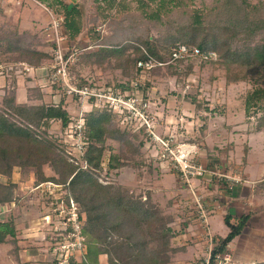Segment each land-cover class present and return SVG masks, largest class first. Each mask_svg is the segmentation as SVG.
Here are the masks:
<instances>
[{
  "label": "trees",
  "instance_id": "16d2710c",
  "mask_svg": "<svg viewBox=\"0 0 264 264\" xmlns=\"http://www.w3.org/2000/svg\"><path fill=\"white\" fill-rule=\"evenodd\" d=\"M137 2L135 11L125 0H94L96 9L86 8L88 16L84 25L78 1L67 3L66 0H57L54 1L55 6L51 5L65 15L63 26L71 49L78 46L85 32L91 36L89 44L96 47L80 53L79 60L70 65L74 72L78 71L83 82L87 79L79 71L81 61L121 68L128 78L106 84L123 90L131 89L132 79L140 76L142 71L138 60L148 55L166 62L150 70L155 73L175 74L178 64L194 58L203 64L219 62L226 68L228 83L250 77L264 79V0ZM98 25L104 26L103 29ZM45 39L42 41L36 32L0 27V43L5 45L9 59L42 65L52 54L50 49H40L38 44L44 42L46 47L54 43ZM179 43L199 46L205 51L215 50L216 55L209 59L193 56L173 60V50ZM192 65L189 62L188 71L192 70ZM189 74L184 73L187 76L185 81ZM12 76L4 103L6 109L13 113L0 110V174L11 177L17 167L23 170L34 168L37 184L47 180L63 184L67 189L66 198L73 197L87 218L82 231L86 242L82 264H102L105 255L106 264H172L171 256L186 250L185 245L174 244V218L152 200L151 191L144 199L142 191L135 192L122 184H104L92 172L59 152L56 144L46 136V131L41 137L39 130L44 126L47 129L54 119L61 120L63 128L68 127L70 121L77 120L66 107L68 95L63 90L56 93L60 96L57 102H45L43 86L36 80L35 85L29 83L27 87L28 101H18L20 85L16 77L19 75L14 72ZM146 90V81L141 80L138 91H143L144 97L148 98ZM36 99L38 101L34 102ZM195 101L200 118H203L202 110H212L210 101ZM245 103L248 122L254 125V130L264 129V84L258 83L249 90ZM12 114L23 122L16 121ZM252 115L254 119H251ZM84 117L81 127L85 141L83 161L101 168L107 139L113 138L119 141L120 150L111 154L110 167L144 165L141 154L145 138L140 137V132L121 128L114 112L106 106H94L86 111ZM46 166L53 173H48ZM15 187L13 181L0 180L1 207L14 200ZM0 211L5 213L0 216L1 245L10 238L17 240L19 229L12 212ZM248 217L249 214H245L238 222H232L227 215L231 230L227 236L218 237L215 249H225L226 244L241 232ZM71 260L74 261L73 255ZM200 260L203 264L204 258ZM186 264L194 262L188 260ZM254 264H264V261H255Z\"/></svg>",
  "mask_w": 264,
  "mask_h": 264
},
{
  "label": "rangeland",
  "instance_id": "374dc122",
  "mask_svg": "<svg viewBox=\"0 0 264 264\" xmlns=\"http://www.w3.org/2000/svg\"><path fill=\"white\" fill-rule=\"evenodd\" d=\"M42 1L52 7L51 5L54 4L55 6L54 1L56 2L57 0ZM66 1L67 3H72L74 1L80 3V7L83 11V25L88 16L85 12L86 8L96 9L94 0ZM125 1L130 6V9L136 11L138 7L137 0ZM197 2L199 3L201 0H197ZM102 17L100 19H103ZM50 20L51 18L45 6L36 0H0V27H4L6 30L18 28L19 30L36 32L39 33L42 41L45 38L49 41V37L52 36V34H48L50 33V31L48 32ZM103 25L105 24L103 23ZM103 27L102 25H98L100 29H103ZM90 39L91 36L85 32L77 46L79 54L83 51L96 48L92 44H89L91 43ZM64 42L66 44V40ZM50 44H48L49 46H46V48L43 42V44L39 43L38 47L40 49H50L51 51L52 45ZM79 54L78 57H80ZM9 55L10 54L5 50V45L0 43V110H4L5 112H10L8 108L6 109L4 103L7 87L14 78L10 72H15L13 68L9 69V64L18 61L30 63L21 59H9ZM46 61H50V58ZM189 62L193 64L191 71H188ZM80 65L79 71L82 73L81 76L88 77L99 83H107L108 81L120 82L128 78V76L123 74L121 68H112L103 65L102 67L96 64L91 65L84 61H81ZM177 69L178 72L175 74L146 71L143 73V76L140 75L144 78L142 81H146V91L150 100L149 110L157 114V117L160 118L161 123L157 124V129L160 133H165L169 127L173 128V130L174 127H178L174 130L175 134L181 139L187 138L190 140L189 137L200 139L205 133L209 136L216 137V134L218 135L220 131H222V135H220L221 138H214V146L210 149V152L216 155L221 154V152L219 148H215V145H219L218 143L221 141H224L222 142L223 144L227 143L228 139L226 134H231L232 132L233 128H228L229 125L235 126L242 124L243 126L241 127H244L243 129L236 128L234 131L239 130L243 133L249 132V129H254V125L248 122L245 98L248 91L255 87V85L258 83L264 84L263 78L254 79L250 77L239 82L228 83L226 68L220 65L219 62H207L203 64L198 59L194 58L190 61L188 60L178 64ZM77 72L75 73L79 75ZM186 72L190 74L188 75L189 79L185 81L184 78L187 76H185L184 73ZM37 75L39 78L44 77V70L38 69ZM16 78L18 85H20L17 89V100L28 101L27 87L29 83L35 85V81H33L32 78L28 79V77L20 75ZM42 80L43 79L40 78V81ZM187 84H189V86H187ZM42 86L44 101L49 103L52 101L57 102L60 97L56 94L57 92H52L50 85L44 84ZM139 92L141 96H144L143 91ZM194 97L196 100L200 99L204 102L210 101L209 106L212 110H202L201 113H203V118L198 116ZM33 101L37 102L38 100L36 99ZM66 107L72 117L76 119L80 118L81 120L85 119L84 115L86 111L93 108L92 104L87 103L86 99L72 96H67ZM11 113L13 112H10V114ZM171 114L172 116H170ZM12 117L20 123L23 122L18 118L19 116L16 117L15 114H12ZM177 117L179 120H176ZM254 118L255 116L252 115L251 119ZM182 124L185 130L184 133L181 132V129H183ZM119 125L121 128L129 130L124 128L120 121ZM68 129V127L63 128L61 120L54 119L50 122V125L47 126V129H45L44 126L38 133L42 137L46 131V136L56 144V149L72 161V155L67 151V146L69 148H76L75 142L77 140L74 136L70 135L73 133V128ZM253 133L254 134L248 135V137L255 139V145L251 150L252 158L254 159L264 154V131ZM67 134H69V136ZM241 136H243V140L246 139L244 135ZM140 137H142V134ZM245 143L246 141H242V144L245 145ZM106 144L108 146L104 151L101 162L102 167L99 171L96 172L92 170L95 166L90 164L89 167H85L86 163H83L82 157L83 152L79 153L77 148L75 151L80 155V159L76 157L75 159L77 161L72 162L92 172L98 180L104 184H122L135 192L142 191L144 199L147 198L148 192L151 191L152 200L158 203L163 211L168 215L170 214L173 218H176L178 214L182 213L185 203H182L180 207H174L172 204L174 196H172L173 198L171 197L173 194L166 193L167 191L164 188L158 189L156 187L158 184L162 183L158 179L157 181L154 180L155 177H157L154 168H158V166H155V155L158 151L157 146H151L149 148L143 146L141 158L144 160V165L142 166L136 164L110 167L111 154H117L119 152L120 143L116 139L108 138ZM243 148L244 151H247V146ZM80 150L85 151V145L84 148ZM222 153H228V148L223 150ZM151 158H153L154 161L150 160ZM156 163L161 168L163 167L157 161ZM46 171L48 173H53V170L48 166H46ZM162 172L163 171H160L159 173ZM166 175L168 178L174 177L172 172H166ZM0 180L5 182L13 181L16 183L14 200L10 204H6L5 208L6 211L8 210L7 212L13 213L19 229L17 240L10 238L6 243L0 245V264H22L23 262H28L29 264H82L81 257L82 253L86 250V246L79 247L77 244L76 247H70V249L65 248V245L72 239L71 220H68L69 205L74 201L78 208H80V206L73 197L66 198L67 189L63 187V184L57 183V185H52L49 188L42 184V182L37 184L35 182L36 176L34 168L23 170L19 167L15 169L11 177L0 174ZM46 182L51 183L49 180ZM192 182L197 186L199 181L197 178H193ZM182 187L184 190L189 191L191 205L192 191L189 187H185V185H182ZM192 211L193 210H191V213ZM4 214L5 213L0 212L1 217H3ZM74 238L75 236L73 239ZM197 251L198 261L205 256L206 249L204 250L203 246L200 245ZM190 252H176L171 256L172 264H181L180 262L183 260H185L184 264H186L188 259H191ZM72 255L74 256L73 262L71 260ZM106 263L107 256L105 255L102 258V264Z\"/></svg>",
  "mask_w": 264,
  "mask_h": 264
},
{
  "label": "built area",
  "instance_id": "2783aa9c",
  "mask_svg": "<svg viewBox=\"0 0 264 264\" xmlns=\"http://www.w3.org/2000/svg\"><path fill=\"white\" fill-rule=\"evenodd\" d=\"M45 6L51 20L48 27L49 37L54 43L51 46L50 61L44 62L42 65L36 66L25 61L11 62L9 69L13 68L15 73L20 76L30 77L33 81L39 80L41 85H50L52 92L61 93L63 90L68 96L86 99L87 103L94 106H106L111 109L124 128L131 131H137L145 138L144 146L148 148L157 146L158 151L155 159L163 167L173 170L178 175L179 183L185 187H189L192 191V208L195 213L204 223L207 222L209 209L204 201L203 193L192 182L193 178L206 179L210 177H217L218 179H226L231 183H238L244 179L238 167L231 165H210L200 158V150L196 142L190 141L187 138H179L173 128L169 127L165 133H160L157 129V124L161 123L157 114L150 112V100L140 95L138 86L140 81L143 80L144 72L150 71L157 65L166 64L165 61L156 59L152 55L138 60V66L142 68L141 76L132 79L131 89L123 90L116 85H107L106 83H99L91 80L88 77L87 82H83L80 75H77L70 65L78 61V47L71 49V43L68 40V35L64 29L63 22L65 15L63 12L56 11L53 7L45 4L42 0H36ZM66 40V44L65 41ZM216 55L215 50L205 51L199 46H191L187 43H179L173 50V60L188 57H203L209 59ZM38 69H43L45 76L40 77L37 75ZM10 72L9 70H7ZM12 75V73L10 72ZM189 86V84H187ZM85 119H77L70 121L68 128L72 129L74 136L77 140L75 146L77 151L83 152L80 149L84 148L85 141L81 130L82 124ZM68 129V130H69ZM76 148L67 146V151L72 155V161H77L75 158L79 157L75 151ZM85 167H89L88 162L83 161ZM100 168L93 167L92 170L96 172ZM51 181V180H49ZM48 188L52 185H57L56 182H42ZM51 184V185H50ZM6 205V204H5ZM5 205L0 206V210H6ZM68 220H71L72 235L71 240L65 245V248L86 246L84 242L83 225L86 219V214L81 213L77 204L72 201L69 205ZM1 212V211H0ZM75 238L73 239V237ZM206 236L209 237L210 243L208 253L204 258L203 264H254L255 261L245 263L237 259L231 249L225 248L223 250H216L213 243V235L207 229ZM68 250V249H67Z\"/></svg>",
  "mask_w": 264,
  "mask_h": 264
},
{
  "label": "crops",
  "instance_id": "0c3cea01",
  "mask_svg": "<svg viewBox=\"0 0 264 264\" xmlns=\"http://www.w3.org/2000/svg\"><path fill=\"white\" fill-rule=\"evenodd\" d=\"M176 120H179L178 117ZM241 126L243 125L228 126V128L232 127L233 129L231 134H226L228 139L226 145L222 143L224 141L215 145L216 149H220L221 154L213 155L210 149L214 146V138H221L222 131L220 134H216V137L205 133L201 140L189 137L190 141L197 143L200 150L199 155L203 161L213 166L231 165L234 168L238 167L245 179L238 183H231L226 179H218L217 177L198 179L197 188L203 193L204 201L209 209L206 223L200 220L190 205V193L188 190H184L178 182L177 173L167 167L161 168L155 159V166L158 168H154V172L157 174L154 180L157 181L158 179L162 182L156 187L158 189L164 188L166 193L173 194L171 197L174 196V201H172L174 207H180L182 203H185L182 213L178 214L172 221L173 229L176 232L173 239L175 245L186 246V250L182 252L191 251V259L188 260H193L194 264L197 263V249L200 245L203 246L204 250L206 249V254L202 258H205L208 253L211 239L206 236L207 229L212 233V240L216 245L218 237L227 236L231 230L226 221V216L230 215L232 222H238L240 216L245 214H249V217L241 232L230 240L225 248L231 249L235 257L245 263L264 261V154L259 158H252L251 150L255 145V139L248 137V135L254 134L253 132H262L264 129H249L250 131L245 133L239 130L234 131L236 128H244ZM177 128L174 127V130ZM182 128L181 132L184 133L183 124ZM241 135H244L246 139L243 140ZM242 141H246L245 145L242 144ZM244 146H247V151H244ZM227 148L228 153H222ZM150 160L154 161L153 158ZM160 171L163 172L159 173ZM166 172H172L174 177L168 178ZM191 210L194 212L191 213ZM180 263L184 264L185 260ZM199 263L201 264V260Z\"/></svg>",
  "mask_w": 264,
  "mask_h": 264
}]
</instances>
